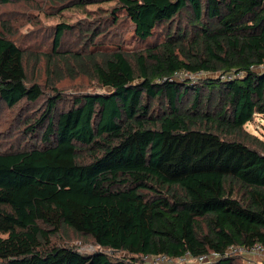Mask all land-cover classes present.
Masks as SVG:
<instances>
[{
    "label": "trees",
    "instance_id": "16d2710c",
    "mask_svg": "<svg viewBox=\"0 0 264 264\" xmlns=\"http://www.w3.org/2000/svg\"><path fill=\"white\" fill-rule=\"evenodd\" d=\"M68 2L86 12L113 2L96 16L112 26L127 19L140 41L157 30L161 39L128 52L101 27L79 31L88 47L69 54L65 70L108 91L60 110L56 92L35 118L30 106L19 121L25 140L0 151V264H143L212 252L210 263L189 264H249L223 253L264 246V141L250 145L244 130L264 117V0ZM69 29L56 26L54 54ZM182 72L218 75L191 83L176 79ZM42 95L27 81L23 50L0 33V106ZM63 227L102 251L52 243Z\"/></svg>",
    "mask_w": 264,
    "mask_h": 264
},
{
    "label": "rangeland",
    "instance_id": "374dc122",
    "mask_svg": "<svg viewBox=\"0 0 264 264\" xmlns=\"http://www.w3.org/2000/svg\"><path fill=\"white\" fill-rule=\"evenodd\" d=\"M68 1L12 0L9 4L0 6V33L11 38L23 50L27 81L30 83L36 80L43 90L42 97L35 104L19 103L14 107L0 106V151H13L25 140L24 134L20 131L24 125L19 121L30 106L36 108L31 115L35 118L56 92L61 97L56 104L57 110H60L66 108L74 96L108 91L99 86L90 74L79 70L70 74L63 65L69 61V54L83 52L88 47V43H83L84 36L81 37L78 34L84 25H86L85 29L89 28V30L101 27L98 30L106 31L104 37L110 35L111 41L120 43L128 52H139L161 39V30H157L148 41L143 42L135 37L127 19L112 26L105 16H102L104 19L98 18L100 9L104 14L106 8L113 5V2L89 4L86 12ZM60 22L69 24L70 29L65 31L56 55L52 52V42L56 26ZM214 75L218 74L182 72L175 77L179 81L191 80V83H195L201 78ZM244 130L250 145L255 146L259 141H264V117L255 116L245 125ZM32 141L35 142L34 139ZM50 239L52 243L58 245L73 246L81 253L102 251L92 239L77 234L67 227L61 228ZM105 252L117 255L111 250H105ZM239 256L243 262H249L247 257L240 254ZM251 260L255 261L254 258ZM142 262L143 264H169L155 257H142Z\"/></svg>",
    "mask_w": 264,
    "mask_h": 264
},
{
    "label": "built area",
    "instance_id": "2783aa9c",
    "mask_svg": "<svg viewBox=\"0 0 264 264\" xmlns=\"http://www.w3.org/2000/svg\"><path fill=\"white\" fill-rule=\"evenodd\" d=\"M231 253H237L244 257H247L249 259V264H255V263H264V246L255 243L251 246H230L228 247L223 254H231ZM219 256V253L212 252L207 255H199L192 257L188 253H186L182 257L177 258H169L163 254H158L155 256H145V257H155L156 259H159L161 261H165L169 264H189V263H210L213 261L216 257ZM254 258L255 261H252L251 258Z\"/></svg>",
    "mask_w": 264,
    "mask_h": 264
}]
</instances>
